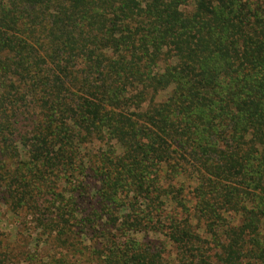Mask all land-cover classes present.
<instances>
[{"label": "trees", "instance_id": "1", "mask_svg": "<svg viewBox=\"0 0 264 264\" xmlns=\"http://www.w3.org/2000/svg\"><path fill=\"white\" fill-rule=\"evenodd\" d=\"M2 210L0 264H264V0H0Z\"/></svg>", "mask_w": 264, "mask_h": 264}, {"label": "rangeland", "instance_id": "2", "mask_svg": "<svg viewBox=\"0 0 264 264\" xmlns=\"http://www.w3.org/2000/svg\"><path fill=\"white\" fill-rule=\"evenodd\" d=\"M166 93H161L157 100H162L165 97ZM26 222L27 224L29 223V220L24 221L23 218H17L15 216H12L5 210H2L0 212V233H6L11 236V239H14L15 234L18 230L23 229L22 223ZM144 241H149L153 245H156L160 247V249H163L164 251V257L166 259H171V261L174 259V248L171 246L166 245L164 248L163 246L165 245L164 238L162 236H154L149 234L144 238ZM163 244V245H162Z\"/></svg>", "mask_w": 264, "mask_h": 264}]
</instances>
